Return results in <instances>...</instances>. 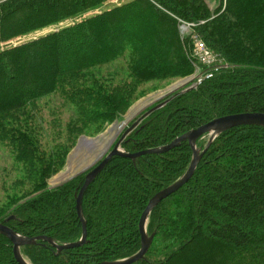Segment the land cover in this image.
<instances>
[{
    "label": "trees",
    "instance_id": "16d2710c",
    "mask_svg": "<svg viewBox=\"0 0 264 264\" xmlns=\"http://www.w3.org/2000/svg\"><path fill=\"white\" fill-rule=\"evenodd\" d=\"M108 1L0 0V144L10 148L16 161L35 160L40 172L32 192L39 194L0 219L20 236L48 237L58 246L81 236L74 200L84 178L46 189V179L61 170L71 147L41 156L30 105L59 93L73 115H82L78 126L110 123L117 118L118 103L78 84L76 76L128 58L129 81L191 76L194 60L187 41L179 39V21L195 24V34L227 67L196 88L166 97V104L124 139L122 150L134 154L165 146L225 116L264 115V0H219L213 11L205 0L121 1L73 26L12 43ZM206 144V136L196 141L201 151ZM190 158L187 142L134 162L111 158L81 200L85 244L57 254L50 244L37 241L21 247V255L30 264H96L132 257L140 249L142 210L185 173ZM200 159L189 181L151 211L146 232L153 239L134 264H264V128L225 131ZM12 252L11 242L0 235V264H18Z\"/></svg>",
    "mask_w": 264,
    "mask_h": 264
},
{
    "label": "rangeland",
    "instance_id": "374dc122",
    "mask_svg": "<svg viewBox=\"0 0 264 264\" xmlns=\"http://www.w3.org/2000/svg\"><path fill=\"white\" fill-rule=\"evenodd\" d=\"M121 1L124 2L128 0H109L108 2L102 4L99 8L88 10L82 15H76L73 19H67L59 23V25H62L63 27L69 25L73 26V24L80 22L82 19L99 14L105 10H111L114 6H119V2ZM205 2L208 9L211 11L215 10V8H219V0H205ZM177 23L179 39L181 42L186 43L187 41L188 47L186 46V48L192 57V44L190 40L192 34L195 33L196 26L195 24L184 23L182 21ZM181 25H185L186 27L188 26L185 34L180 30ZM55 27L56 26H51L28 36L15 39L12 43L16 45L24 41L36 39L41 35L55 31ZM130 62L132 61L129 60V58L128 60L119 59L111 64L95 68L88 74L83 73L80 76H76L77 79L79 78V80H76L78 84L85 85L87 88L90 87L91 89L100 92L101 95L112 98V100L116 101V104L118 103L119 108L116 109V111H119V113H117V118H114L110 123L102 122L100 125L89 123L88 126H78L77 119L82 117V115H73V108L68 106L69 104H65L63 102L59 93L34 101V105H30V110L33 112L31 115L33 116V119L30 121L35 124L36 127L34 128H36L38 134L41 136L38 140L40 150L39 153H41V156L48 154L50 151L53 152L55 149H60L61 147H71L68 151V156L71 151H73L79 138H94L102 135L115 125H121L120 133L112 139L113 141L108 149L110 151L120 138L119 136H121L122 133L132 125V123L137 121L153 107L157 106L158 103L166 100V97H171L174 93L186 91L190 88H196L193 85L195 83V76H188L166 82L155 81L143 83L140 81L141 83H137L132 79L129 81L125 74L128 73L130 69ZM197 67L198 66H196L194 61L193 68L195 73L197 72ZM212 78L210 79L212 80ZM146 99H148V102L145 101ZM143 101L145 104H148L149 102L152 103L148 106L146 105L144 109H140L138 112L135 111L136 113L133 111V113L129 112L133 108L135 109L136 106L141 104ZM26 110L30 114L29 108ZM73 124L74 126H72ZM77 132L79 134H77ZM11 153L13 152H11L8 146L0 144V219L8 215L23 201L39 194L32 193L34 187L39 183L38 177L40 172L36 161L32 160L29 163L16 161L14 159V154ZM65 163L60 171H58L54 176L46 179V189H54L60 186L58 185V182H54L53 180L56 178L55 176L64 172ZM95 167L96 164L73 179L78 177L85 178V175ZM23 197L25 198L21 199Z\"/></svg>",
    "mask_w": 264,
    "mask_h": 264
},
{
    "label": "water",
    "instance_id": "95a60500",
    "mask_svg": "<svg viewBox=\"0 0 264 264\" xmlns=\"http://www.w3.org/2000/svg\"><path fill=\"white\" fill-rule=\"evenodd\" d=\"M174 90V89H173ZM172 91V90H171ZM170 91V92H171ZM155 100V99H154ZM148 102V99L145 100ZM166 101L160 102L157 104V106L153 107L151 110L146 112L142 117H140L137 121L132 123L131 126H129L116 142L114 147L108 150L111 146V142H107L103 149H96L97 152H94L93 154H88L89 148H93L101 143V140L104 139L102 138L105 134H109L111 132L112 128L115 127V123L113 127L108 129L106 132H104L102 135H99L94 138H79L77 141L76 146L74 147L73 151L67 156L66 163H65V169L64 172L61 174H58L54 178V182H57V179L59 176L63 175L66 172H71V175L66 177V179L58 182V185H61L76 176H79V174L83 173L86 170H89L92 166L96 164V167L90 170L84 178L83 185L79 188V192L77 196L75 197V209H76V215L79 219L80 226H81V236L78 241L74 243H68V244H63V245H56L54 244L53 240L48 237L44 236H39V237H34V238H28V237H23L14 232L13 230L7 228L5 224L0 223V235L4 236L8 241L11 242L12 244V253L14 256L15 261L18 264H30L20 253V248L24 246H31L35 245L37 241H42L44 243L50 244L53 248L56 249L57 254H59L62 250H68V249H73V248H79L82 247L85 242H86V236H87V231H86V221L84 219L83 213L82 212V197L90 184L94 181V179L98 176V174L103 170V168L108 164V162L111 160L113 157H122V158H127L132 160V162L135 161L136 158L146 155V154H163L166 153L177 146H179L182 142H187L188 146L190 147L191 150V160L188 165V168L185 173L174 183L170 184L166 188L160 190L157 192L147 203L146 207L144 210H142V214L139 219L138 223V230H139V236H140V249L139 251L132 255V257H128L122 260H116V261H111V262H100L96 264H134L138 262L139 260H142L143 257L145 256L146 252L148 251V247H150L153 235H148L146 232V225L147 221L149 218V215L153 209L164 199H166L168 196H171L175 192H177L184 184H186L189 179L193 176V173L201 160L203 154L206 152V150L209 148V145L213 142L214 138H216L218 135L221 133L228 131L233 128L241 127V126H256V127H262L264 128V115L259 114V113H246V114H237V115H230V116H225L221 117L218 119H215L195 130L189 131V133L182 134L180 137L174 139L170 144L157 147V148H152L146 151H142L139 153H134L130 154L127 153L123 150H121V144L123 143L124 139L130 134V132L141 123L143 119H145L147 116H149L151 113H153L155 110L160 109L166 104ZM152 102H149L148 104H145L144 101L141 104H138L136 108L141 106L139 110L144 109L146 105H150ZM135 108V109H136ZM134 108L129 111L130 113H133L132 111L135 110ZM138 110V111H139ZM137 111V112H138ZM136 113V112H134ZM131 115V114H130ZM130 120V119H129ZM118 133H120V130L114 135L117 136ZM204 136L207 137V144L205 145V148L201 151L199 148L196 147V141L200 139L201 137L203 138ZM112 137V139L114 138ZM90 148V149H91ZM107 154V155H106ZM89 155L91 158V161L88 164H78L77 159H80L81 156H86ZM100 161V162H99ZM80 165V166H78ZM12 219L8 218L6 221Z\"/></svg>",
    "mask_w": 264,
    "mask_h": 264
},
{
    "label": "built area",
    "instance_id": "2783aa9c",
    "mask_svg": "<svg viewBox=\"0 0 264 264\" xmlns=\"http://www.w3.org/2000/svg\"><path fill=\"white\" fill-rule=\"evenodd\" d=\"M188 27V26H187ZM187 27L181 26V31L185 34L187 32ZM192 45H193V57L197 61L200 67L205 70L197 69L195 73V83L194 87L201 85L205 81L209 80L214 76L218 70L226 68L227 66L219 61V56L213 54L205 44L201 41L198 35H192Z\"/></svg>",
    "mask_w": 264,
    "mask_h": 264
},
{
    "label": "bare ground",
    "instance_id": "6f19581e",
    "mask_svg": "<svg viewBox=\"0 0 264 264\" xmlns=\"http://www.w3.org/2000/svg\"><path fill=\"white\" fill-rule=\"evenodd\" d=\"M156 98V97H155ZM157 99V98H156ZM141 106H139L138 108H136L133 112H135V111H138L139 110V108H140ZM121 125H116L115 127H113L112 128V130H111V132H109V134H105L102 138H104V139H102L101 140V143L99 144V145H97V146H95L94 147V149L93 148H89V152H88V154L90 153V154H93L94 152H97L96 151V149H103V147L105 146V144L107 143V142H111V140H112V137H114V135L119 131V130H121V127H120ZM91 161V158L89 157V155H87V157L86 156H81L80 157V159H77V162H78V164H80V162H82L81 164H88L89 162ZM78 166H80V165H78ZM69 175H71V172H66V173H64L63 175H61V176H59V178L57 179V182H60V181H62V180H64V179H66V177H68Z\"/></svg>",
    "mask_w": 264,
    "mask_h": 264
}]
</instances>
